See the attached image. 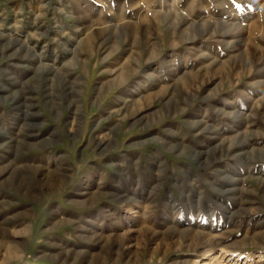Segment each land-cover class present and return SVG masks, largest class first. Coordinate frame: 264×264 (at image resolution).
<instances>
[{
    "label": "rangeland",
    "instance_id": "obj_1",
    "mask_svg": "<svg viewBox=\"0 0 264 264\" xmlns=\"http://www.w3.org/2000/svg\"><path fill=\"white\" fill-rule=\"evenodd\" d=\"M222 83L263 135L264 0H0V264H264Z\"/></svg>",
    "mask_w": 264,
    "mask_h": 264
},
{
    "label": "crops",
    "instance_id": "obj_2",
    "mask_svg": "<svg viewBox=\"0 0 264 264\" xmlns=\"http://www.w3.org/2000/svg\"><path fill=\"white\" fill-rule=\"evenodd\" d=\"M227 84L229 85V83ZM222 85L223 83L217 85L221 93L219 94L217 90L216 98L212 100L217 102V106L211 108L209 115L211 120L217 123L216 126L212 125L217 132L216 137L211 140L214 144L213 146L202 148L200 152L196 150L194 155L196 157L195 162L200 164L202 168H206L207 164L213 165L215 163L225 168L257 163L260 165V169L264 171V134L254 139L256 138L255 135H257L252 130L254 125L245 127L250 120L249 114L248 116L246 115V107L242 104H238L239 106L235 105L236 100H238L237 93L234 94L230 90L223 91ZM257 125L259 131L264 128L263 121H258ZM233 132L235 133L233 134ZM254 140L257 142L256 146H252L251 141ZM218 181L221 183V179H218Z\"/></svg>",
    "mask_w": 264,
    "mask_h": 264
}]
</instances>
